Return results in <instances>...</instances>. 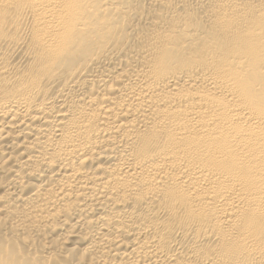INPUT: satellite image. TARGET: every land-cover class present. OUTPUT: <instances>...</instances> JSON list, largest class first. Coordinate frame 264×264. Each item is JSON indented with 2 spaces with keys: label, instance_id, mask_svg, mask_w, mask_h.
Segmentation results:
<instances>
[{
  "label": "bare ground",
  "instance_id": "1",
  "mask_svg": "<svg viewBox=\"0 0 264 264\" xmlns=\"http://www.w3.org/2000/svg\"><path fill=\"white\" fill-rule=\"evenodd\" d=\"M0 264H264V0H0Z\"/></svg>",
  "mask_w": 264,
  "mask_h": 264
}]
</instances>
